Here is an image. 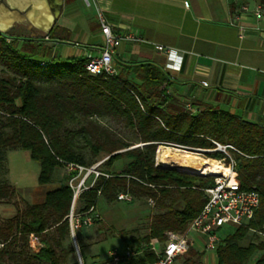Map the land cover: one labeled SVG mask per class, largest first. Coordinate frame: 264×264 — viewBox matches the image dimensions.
I'll return each mask as SVG.
<instances>
[{"label":"trees","instance_id":"obj_1","mask_svg":"<svg viewBox=\"0 0 264 264\" xmlns=\"http://www.w3.org/2000/svg\"><path fill=\"white\" fill-rule=\"evenodd\" d=\"M70 37L71 30L63 25H54L42 37L0 31V60L7 67L0 74V171L6 150L21 148L40 165L39 185L58 183L42 201H25L22 207L14 204L15 212L0 219V264H80L68 218L73 202L69 180L77 172H68L66 165L86 164L72 138H63L61 130L71 133L66 121L105 115L123 119L143 145L86 138L94 155L109 154L107 165L123 157L128 161L118 171L102 170L108 176L99 175L80 193L79 211L96 205L98 196L118 200L120 192L132 199H152L156 209L145 234L119 232L130 235V246L137 251L122 264L155 261L149 243L159 246L169 231L184 230L206 202L203 188L214 183L212 177L156 165L157 147L173 143L212 149L214 141L241 151H232L240 184L255 186L260 193L253 218L222 237L215 252L217 264H264V252L250 263L257 250L264 251V240L256 242L249 235L250 229L264 232V127L210 104L188 109L187 103L168 92L170 75L152 62L117 63L113 75L91 74L85 57H60L49 44ZM81 130L88 135L87 127ZM207 156L223 154L216 151ZM14 194L12 184L0 182V200L8 202ZM32 233L42 247H31ZM77 242L82 264H103L87 258L80 233ZM188 255L186 264H204L202 252L191 248Z\"/></svg>","mask_w":264,"mask_h":264},{"label":"crops","instance_id":"obj_2","mask_svg":"<svg viewBox=\"0 0 264 264\" xmlns=\"http://www.w3.org/2000/svg\"><path fill=\"white\" fill-rule=\"evenodd\" d=\"M96 1L119 34L133 33L140 38L122 41L115 64L152 62L170 75L168 92L185 103L195 108L210 104L264 127V18L240 19L247 25L240 34L239 21L232 15L235 5L230 0ZM19 2L33 3L37 14L43 16V10H48L43 6L46 0ZM7 19L0 16V20ZM54 25L71 30L69 40L49 41L55 49L61 48L60 53L55 50L60 57H85L93 46L102 43L95 5L87 6L84 0H63ZM158 45L182 55L180 69L168 67L169 58L156 48ZM52 185L56 184L41 186ZM195 250L202 252L196 246Z\"/></svg>","mask_w":264,"mask_h":264},{"label":"rangeland","instance_id":"obj_3","mask_svg":"<svg viewBox=\"0 0 264 264\" xmlns=\"http://www.w3.org/2000/svg\"><path fill=\"white\" fill-rule=\"evenodd\" d=\"M9 4L10 3H8L7 0H4V2L0 0V8H5L8 12L14 13L16 16L17 14H19L18 16L20 17L17 19H13L10 28L7 30L10 32V34L31 37L43 36L44 32L41 29L43 28L41 22L45 20L44 17L39 16L37 18H33L32 16L30 17L32 18L31 23L30 18H27V14L24 9L21 8V10L15 11L14 9H11L9 7ZM62 17L63 16H61V23L63 22ZM0 30L2 29L0 28ZM55 50L58 53L61 52V48H56ZM3 70H7V67L0 60V74ZM65 126L71 130V133L67 134V132L62 129V137L66 138L68 135V137L72 138L76 152L83 157L86 164V169H84L82 172L76 171L77 173L74 174L77 176L73 182L74 185L78 184L86 176L88 170L93 168L94 166H96L100 171L110 170L111 172H114L120 170L128 161L126 157H123L119 160H116L112 165H107L106 160L109 158V154H107V152L105 151H101L97 155H94L91 148L86 145V138L91 139L93 142L96 141L97 138H99L101 141L122 140L126 143H129L131 145L130 147L143 145V143L138 142L139 139L137 133L134 132V130H132L130 127H128L123 119L112 115L94 116L90 119H81V117H78L74 121H66ZM83 126L87 127L89 132L88 135L85 131L81 130ZM175 150L176 148L172 145H159L155 153V164L158 158L159 160L164 161V154L168 153L169 151H172L175 154ZM216 151L217 150H214L212 148L203 149V151L186 149V151L184 152L198 154L207 158V153ZM230 153L232 154V152ZM176 156L178 157V155ZM5 157L6 161L4 163L2 171H0V182L5 181L12 184L15 189V194L12 198L9 199L8 202L0 200V219L7 217L15 212L16 207L14 204H18V206L22 207L24 206L25 201L40 202L43 199L48 188H52L53 186L58 185V183H53L56 185L48 187L38 184L40 165L36 160L31 158L29 151L21 148L7 149ZM208 158H212L214 160L218 159L219 157ZM174 164L175 162L169 167L174 166ZM94 178L95 174L91 172L87 176L85 184L89 185L93 181H96ZM74 193L75 191L73 189V195ZM80 193L77 194L74 200L75 208L77 210H79L80 208ZM96 207L99 213V219L91 225H85L80 229L75 230L74 238L72 236V240L74 242L75 249L77 247L79 254H81L77 242V235L78 233H80L84 238L85 251L88 257L91 258L93 256L94 258H96V260L102 262L107 259L108 251L110 249L117 248L119 250H123L126 246H130V235H123L119 232L128 233L136 230L137 232L135 234H145L149 229L150 218L156 212L155 204L151 203L150 199L108 201L103 196H98ZM235 228L236 226L233 225H225L220 230L221 237L232 233ZM249 235H253V238H256V242H261L263 240L260 231L258 230L250 229ZM161 247L162 243L159 246L156 245L157 249H160ZM196 247L202 251L204 250L203 246L198 243H196ZM263 252V250H257L252 256L250 263H252ZM136 255L137 251L135 256ZM135 256H133V258ZM188 256L189 255H187V257ZM205 260L206 264H217L216 253L214 251H206L205 259L203 258V262Z\"/></svg>","mask_w":264,"mask_h":264},{"label":"built area","instance_id":"obj_4","mask_svg":"<svg viewBox=\"0 0 264 264\" xmlns=\"http://www.w3.org/2000/svg\"><path fill=\"white\" fill-rule=\"evenodd\" d=\"M235 5V10L232 13L233 18L237 22L242 18H264V0H230ZM87 6L95 5V20L102 34V43L93 46V50H89L85 54V68L91 74H106L113 75L116 73L115 53L123 40H139L140 38L133 33L125 35L119 34L113 24L108 20L105 13L97 4L96 0H84ZM188 5V2H185ZM239 33L243 34L247 25L237 23ZM47 38V37H46ZM159 51H163L169 58L168 67L171 69H180L183 57L176 50L165 48L162 45L156 46ZM207 85V83H204ZM187 108L194 111L190 104ZM214 150L220 151L223 156L215 159L224 166L223 172L220 174H210L207 170H187L200 176L212 177L214 183L211 186L203 188L206 194V202L200 212L188 223L184 230L169 231L166 239L162 243L160 249L156 248L154 243H149L148 248L156 254V259L151 264H186L185 260L190 249H195L197 241H201L204 250L202 251L205 259L206 251L216 252L221 243L220 230L225 225L241 226L245 225L253 218L255 211L260 206V193L255 186L243 188L238 179V171L236 161L230 153L235 151L241 153L239 149L231 144H222L214 141ZM178 150L191 149L203 151L204 148H189L178 144L169 143ZM161 160H156V165L160 164ZM68 172L79 171L86 169L84 166L76 163H68L66 165ZM95 174V180L101 174H105L98 170L96 166L89 169L86 176L76 185L73 184L76 175H73L69 180V185L74 189L73 202L68 214L71 233L80 229L82 226L91 225L99 219V213L96 205H92L85 211H79L75 208L74 200L80 192L92 186L95 181L89 185L86 183V178L90 173ZM108 176V174H105ZM118 200L131 201L132 197L127 192H120L117 195ZM151 203H154L150 199ZM264 240V232L260 231ZM37 236L30 234L29 241L32 248L37 249L42 247L36 241ZM136 251L131 246H126L123 250L112 248L108 251V257L103 264H122L130 261L135 256ZM206 264V260L204 261Z\"/></svg>","mask_w":264,"mask_h":264},{"label":"bare ground","instance_id":"obj_5","mask_svg":"<svg viewBox=\"0 0 264 264\" xmlns=\"http://www.w3.org/2000/svg\"><path fill=\"white\" fill-rule=\"evenodd\" d=\"M19 1L20 0H11L10 4L13 6L20 5L22 7H24L26 4L32 5L33 6L32 7L33 9H31L32 11H29V13L27 14L29 17H32L31 13H39L38 11H36V8H35L33 3H31V2H26V3L22 2L21 3ZM43 4H45V3H43ZM43 6H47V4H45ZM43 11H44V16L43 15L42 16L45 18V20H43L41 22V24L44 27V26H47L52 21L53 16L49 12V9L43 10ZM8 13H10V12H8ZM10 15H13V17L16 19L20 18L18 16L19 14H17L18 17L14 13H10ZM28 16H27V18H28ZM14 18L7 19L5 21H0V28L5 29L8 26H11V23H12ZM158 150H159V148H158ZM175 152L176 153L174 154L172 151H169L168 153L164 154V161H162V160L161 161L167 165H171L175 162L174 165H176V166L179 165V166L184 167L187 170H192V171H194V170H207V172L209 171L210 174H220L224 170V166L220 162L216 161L215 159L213 160L212 158H208V157L206 158V157H203V156L198 155V154H194V153H190V152H184V150L182 151V150L176 149ZM182 154H184V155H182ZM176 155H178V157ZM157 156H158V154H157Z\"/></svg>","mask_w":264,"mask_h":264},{"label":"water","instance_id":"obj_6","mask_svg":"<svg viewBox=\"0 0 264 264\" xmlns=\"http://www.w3.org/2000/svg\"><path fill=\"white\" fill-rule=\"evenodd\" d=\"M2 1L4 2V0H2ZM46 4L48 6L49 12L52 14L53 17H52V21L47 26H44L43 28H41L42 31L44 32L43 36L47 35L48 31L52 28L54 21L60 16V14L62 12V8H63V0H46ZM9 5H10L9 7L11 9H14L15 11L21 10V8L24 9L26 14H28V12L31 11V9H32V5H30V4H26L24 7L13 6L11 4H9ZM39 16H41V15H39L37 13H34L33 18L34 17L37 18ZM28 18H30V17L28 16ZM31 19L32 18H30V22H31ZM9 28H10V26L8 28L2 29L0 31L4 32V31H7ZM158 166L169 167L171 165H167L164 162H161L160 164H158ZM169 168H175V169H179V170L185 169L182 166H176V165H174L172 167H169ZM72 236L74 238V234L73 233H72ZM76 251H77V254H78V257H79V262H80V264H82L81 263L80 254H79V251H78L77 247H76Z\"/></svg>","mask_w":264,"mask_h":264},{"label":"flooded vegetation","instance_id":"obj_7","mask_svg":"<svg viewBox=\"0 0 264 264\" xmlns=\"http://www.w3.org/2000/svg\"><path fill=\"white\" fill-rule=\"evenodd\" d=\"M39 15H41L40 17H43L42 14H39ZM0 16H6V17L8 16L9 19L14 18L13 15H10V13H8L5 8H0ZM32 16H33V14H32Z\"/></svg>","mask_w":264,"mask_h":264}]
</instances>
